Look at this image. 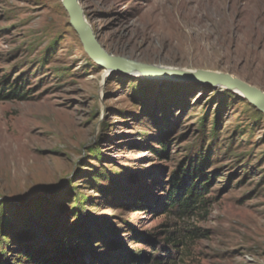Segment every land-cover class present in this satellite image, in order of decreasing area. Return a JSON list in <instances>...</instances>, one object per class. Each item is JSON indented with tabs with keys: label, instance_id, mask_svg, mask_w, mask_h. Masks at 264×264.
<instances>
[{
	"label": "rangeland",
	"instance_id": "rangeland-1",
	"mask_svg": "<svg viewBox=\"0 0 264 264\" xmlns=\"http://www.w3.org/2000/svg\"><path fill=\"white\" fill-rule=\"evenodd\" d=\"M79 2L109 55L168 74L98 67L62 0H0V83L29 93L0 102V163H37L0 174V264L60 241L83 264H264V114L177 76L229 73L264 91V0ZM191 166L209 178L205 206L167 210Z\"/></svg>",
	"mask_w": 264,
	"mask_h": 264
},
{
	"label": "water",
	"instance_id": "water-1",
	"mask_svg": "<svg viewBox=\"0 0 264 264\" xmlns=\"http://www.w3.org/2000/svg\"><path fill=\"white\" fill-rule=\"evenodd\" d=\"M62 2L64 9L68 13L70 25L78 35L88 57L98 67L110 70L112 73L124 71V68H127L128 70L136 71L147 78H161L168 74L166 69L162 67L138 63L126 58L109 55L100 46L90 25L87 23L79 0H62ZM177 76L184 77L197 84L232 90L248 99L256 109L264 114V91L229 73L208 70H183L178 73Z\"/></svg>",
	"mask_w": 264,
	"mask_h": 264
},
{
	"label": "trees",
	"instance_id": "trees-1",
	"mask_svg": "<svg viewBox=\"0 0 264 264\" xmlns=\"http://www.w3.org/2000/svg\"><path fill=\"white\" fill-rule=\"evenodd\" d=\"M26 87L21 82L13 83L11 79L5 78L0 83V102L3 101H24L29 97V93L25 92ZM205 158H201V161ZM208 176L199 170V166H191L185 174H177L171 182V189L166 193L167 210H180L184 214L198 211L205 206V195L209 191L210 184L207 182ZM182 214V215H184ZM172 236V235H171ZM169 238L166 240V248L168 251L176 253L177 239ZM70 244L60 241L52 248V250L44 252L38 249L34 252H28L21 256V262L25 264H83L74 253V249ZM172 249V250H169ZM152 264H162L157 260L156 256H152ZM79 261V262H78ZM116 264H134L131 261H117Z\"/></svg>",
	"mask_w": 264,
	"mask_h": 264
},
{
	"label": "bare ground",
	"instance_id": "bare-ground-1",
	"mask_svg": "<svg viewBox=\"0 0 264 264\" xmlns=\"http://www.w3.org/2000/svg\"><path fill=\"white\" fill-rule=\"evenodd\" d=\"M125 70L128 69L126 68ZM35 165H37V163L35 161L32 162L31 157L27 153L23 158V160H21L16 155H13L9 157L7 160L0 163V174H7L8 172H13L14 169L16 171H19L20 168L30 169L35 167Z\"/></svg>",
	"mask_w": 264,
	"mask_h": 264
}]
</instances>
